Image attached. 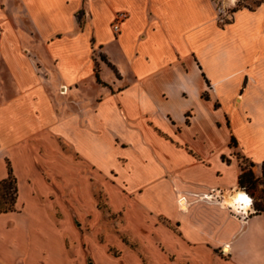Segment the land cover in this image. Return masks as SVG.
<instances>
[{
  "label": "crops",
  "instance_id": "0c3cea01",
  "mask_svg": "<svg viewBox=\"0 0 264 264\" xmlns=\"http://www.w3.org/2000/svg\"><path fill=\"white\" fill-rule=\"evenodd\" d=\"M253 4L0 0V181L17 187L0 264H141L114 234L98 241L96 187L152 264H264V211L223 205L242 191L238 157L255 177L264 164V0Z\"/></svg>",
  "mask_w": 264,
  "mask_h": 264
},
{
  "label": "rangeland",
  "instance_id": "374dc122",
  "mask_svg": "<svg viewBox=\"0 0 264 264\" xmlns=\"http://www.w3.org/2000/svg\"><path fill=\"white\" fill-rule=\"evenodd\" d=\"M254 7L253 0H245L244 2L237 3L236 6L233 5L234 9H239L242 7ZM230 12V11H226ZM231 14V12H230ZM222 17L219 18L222 25H225L230 19L226 20L224 12L221 14ZM223 20V22H222ZM96 60L104 59L101 54L95 53ZM240 166L242 170L248 171L251 170L250 163L242 157H238ZM252 171V170H251ZM244 187H246L251 197L253 198L254 203L258 204L260 207H264V166L261 168V175L255 177L253 174V179L250 182H245ZM243 189V188H242ZM94 199L95 206L103 213V220L101 222V231L97 235V239L100 243H105L106 235L108 233L114 234L122 243L126 246L127 249L132 250L140 259L141 264H152L150 255L147 250L142 246V244L136 240L132 235L125 233L122 230V215L119 213H112L109 211L108 204L104 193L98 187L94 189ZM77 224V223H76ZM83 224H77L81 233L89 234L90 230L87 222ZM107 226V227H106ZM68 247H72V243H67ZM107 250L110 255L113 257H120L121 251L114 247L113 245H107ZM86 264H93L92 259L87 257ZM178 264H188L186 262H180Z\"/></svg>",
  "mask_w": 264,
  "mask_h": 264
},
{
  "label": "trees",
  "instance_id": "16d2710c",
  "mask_svg": "<svg viewBox=\"0 0 264 264\" xmlns=\"http://www.w3.org/2000/svg\"><path fill=\"white\" fill-rule=\"evenodd\" d=\"M262 166H264V164ZM252 179H253V172L251 170L248 171L242 170V173L239 177L240 187L246 190L247 188L244 187V183L248 181L250 182V180ZM246 191L248 192V190ZM16 200H17L16 181L15 178L12 176V174L9 173L6 179L0 181V213L15 211ZM254 209L256 213L264 211V207H260L256 203H254Z\"/></svg>",
  "mask_w": 264,
  "mask_h": 264
},
{
  "label": "bare ground",
  "instance_id": "6f19581e",
  "mask_svg": "<svg viewBox=\"0 0 264 264\" xmlns=\"http://www.w3.org/2000/svg\"><path fill=\"white\" fill-rule=\"evenodd\" d=\"M203 198L205 200H211L213 199V196L207 194L204 195ZM247 199L248 197L246 196V194H244V192L235 190L224 198L223 205L233 208L238 213H246L248 211V204H244V202L248 201ZM180 204L183 209H187V203L185 200H181Z\"/></svg>",
  "mask_w": 264,
  "mask_h": 264
},
{
  "label": "built area",
  "instance_id": "2783aa9c",
  "mask_svg": "<svg viewBox=\"0 0 264 264\" xmlns=\"http://www.w3.org/2000/svg\"><path fill=\"white\" fill-rule=\"evenodd\" d=\"M245 0H233L234 6L237 5V3H241L244 2ZM225 16H226V20L230 19V12H224ZM127 14L125 12H119L116 14L112 24H111V28L112 31L114 32V34H118L119 30H120V26L122 24V22L126 19ZM223 22V20H222ZM242 192H244V194H246V196L248 197V201L244 202V204H248V211L250 210H254V201L253 198L251 197V195L245 190L242 189ZM204 196H202L201 198L203 199Z\"/></svg>",
  "mask_w": 264,
  "mask_h": 264
},
{
  "label": "snow or ice",
  "instance_id": "6c2138e0",
  "mask_svg": "<svg viewBox=\"0 0 264 264\" xmlns=\"http://www.w3.org/2000/svg\"><path fill=\"white\" fill-rule=\"evenodd\" d=\"M242 199H243V197H242Z\"/></svg>",
  "mask_w": 264,
  "mask_h": 264
}]
</instances>
